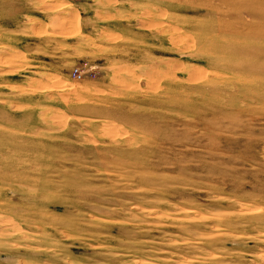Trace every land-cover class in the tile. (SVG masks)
I'll return each instance as SVG.
<instances>
[{
	"label": "rangeland",
	"instance_id": "obj_1",
	"mask_svg": "<svg viewBox=\"0 0 264 264\" xmlns=\"http://www.w3.org/2000/svg\"><path fill=\"white\" fill-rule=\"evenodd\" d=\"M0 264H264V0H0Z\"/></svg>",
	"mask_w": 264,
	"mask_h": 264
},
{
	"label": "built area",
	"instance_id": "obj_2",
	"mask_svg": "<svg viewBox=\"0 0 264 264\" xmlns=\"http://www.w3.org/2000/svg\"><path fill=\"white\" fill-rule=\"evenodd\" d=\"M72 74H73L74 77H79V74L75 73V70L72 71Z\"/></svg>",
	"mask_w": 264,
	"mask_h": 264
}]
</instances>
